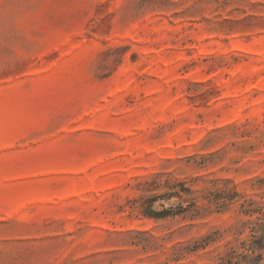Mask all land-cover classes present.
<instances>
[{
	"label": "rangeland",
	"instance_id": "1",
	"mask_svg": "<svg viewBox=\"0 0 264 264\" xmlns=\"http://www.w3.org/2000/svg\"><path fill=\"white\" fill-rule=\"evenodd\" d=\"M244 203L264 0H0V264H218Z\"/></svg>",
	"mask_w": 264,
	"mask_h": 264
},
{
	"label": "trees",
	"instance_id": "2",
	"mask_svg": "<svg viewBox=\"0 0 264 264\" xmlns=\"http://www.w3.org/2000/svg\"><path fill=\"white\" fill-rule=\"evenodd\" d=\"M184 195H191L189 189L183 188ZM178 198L182 199V195L177 193ZM232 198H226L219 194L218 198L207 200L209 203H213L218 211L226 206L227 200ZM189 209L198 212L199 206L196 203V198H191ZM188 209H183L185 211ZM240 213L244 215L252 216L254 213L258 214L255 221L250 222V239L242 241L239 245L231 246L229 251L220 259L218 264H262L264 259V208H253L249 205L241 204Z\"/></svg>",
	"mask_w": 264,
	"mask_h": 264
}]
</instances>
